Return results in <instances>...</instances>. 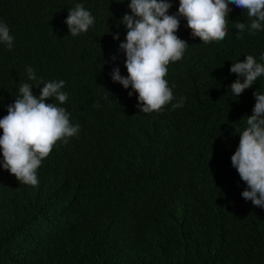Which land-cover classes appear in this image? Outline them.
I'll return each mask as SVG.
<instances>
[{
    "label": "trees",
    "instance_id": "obj_1",
    "mask_svg": "<svg viewBox=\"0 0 264 264\" xmlns=\"http://www.w3.org/2000/svg\"><path fill=\"white\" fill-rule=\"evenodd\" d=\"M0 264H264V0H0Z\"/></svg>",
    "mask_w": 264,
    "mask_h": 264
}]
</instances>
